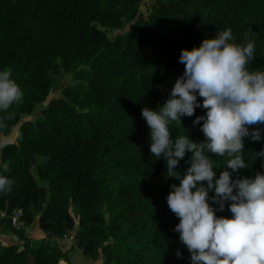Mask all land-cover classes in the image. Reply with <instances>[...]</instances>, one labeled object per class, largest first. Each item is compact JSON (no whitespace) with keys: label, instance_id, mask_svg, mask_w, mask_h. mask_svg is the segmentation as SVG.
<instances>
[{"label":"trees","instance_id":"1","mask_svg":"<svg viewBox=\"0 0 264 264\" xmlns=\"http://www.w3.org/2000/svg\"><path fill=\"white\" fill-rule=\"evenodd\" d=\"M0 85V264H264V0H0Z\"/></svg>","mask_w":264,"mask_h":264},{"label":"rangeland","instance_id":"2","mask_svg":"<svg viewBox=\"0 0 264 264\" xmlns=\"http://www.w3.org/2000/svg\"><path fill=\"white\" fill-rule=\"evenodd\" d=\"M154 1V0H152ZM143 9L146 11L147 8H146V5L144 4L143 5ZM70 78L71 77H63L61 79L62 81V84H61V88H64L66 85H68L69 81H70ZM1 86V85H0ZM51 95H62V90L59 89V90H55L52 92ZM38 112V110H37ZM16 129L13 131L12 134L8 135L7 137H4L1 141H0V154H1V148L4 144L8 143V142H11V141H14L15 140V137H16ZM31 233L33 234V236H41V235H44L43 232L40 231V228L38 225H35L31 228ZM15 237L13 234H10V233H7V232H4L1 234L0 238L2 240H10V241H14L15 240ZM73 237H74V231H71L69 236L66 237L65 239L63 240H59V244L61 245V247H63L64 249H70V247L73 246ZM70 257L73 261L79 263V264H90V261H88L84 256H83V252L76 249V250H73L70 252Z\"/></svg>","mask_w":264,"mask_h":264},{"label":"built area","instance_id":"3","mask_svg":"<svg viewBox=\"0 0 264 264\" xmlns=\"http://www.w3.org/2000/svg\"><path fill=\"white\" fill-rule=\"evenodd\" d=\"M19 213H21V210H19L18 213H17V214L15 215V217H14V222H15V223L20 222L19 219H18V214H19Z\"/></svg>","mask_w":264,"mask_h":264}]
</instances>
